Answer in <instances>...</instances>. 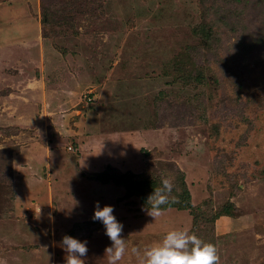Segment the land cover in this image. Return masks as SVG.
I'll use <instances>...</instances> for the list:
<instances>
[{"label":"rangeland","instance_id":"374dc122","mask_svg":"<svg viewBox=\"0 0 264 264\" xmlns=\"http://www.w3.org/2000/svg\"><path fill=\"white\" fill-rule=\"evenodd\" d=\"M18 4L0 5V264H64L65 234L87 240L84 264H108L96 201L123 224L117 264L172 229L218 264H264V0ZM162 178L192 210H142L130 190L146 200Z\"/></svg>","mask_w":264,"mask_h":264},{"label":"clouds","instance_id":"9594fccd","mask_svg":"<svg viewBox=\"0 0 264 264\" xmlns=\"http://www.w3.org/2000/svg\"><path fill=\"white\" fill-rule=\"evenodd\" d=\"M173 183L168 178H162L159 187L147 196L142 210L155 219L159 217L162 205L169 203L173 190ZM114 206L100 202L94 204L93 221H99L104 227V234L111 244L104 252L107 254L108 264H117L128 249V241L121 235L122 222L113 213ZM87 240H80L65 234L61 237L59 246L65 252L64 264H84V257L88 253ZM131 252L138 258V264H218L216 246L202 241L194 233L187 230L172 229L167 231L157 242L145 246L143 249L132 247Z\"/></svg>","mask_w":264,"mask_h":264},{"label":"crops","instance_id":"0c3cea01","mask_svg":"<svg viewBox=\"0 0 264 264\" xmlns=\"http://www.w3.org/2000/svg\"><path fill=\"white\" fill-rule=\"evenodd\" d=\"M13 1H15V0H13ZM21 1L22 0H19V1H16V2H12L11 0H9V1H4V2H7V5H5V3H0V5L8 8V9L11 8V10H14V13H15V12H17V11H19V10L22 9L21 4L20 5L18 4V3H21ZM12 3H15V4H13V6H12ZM20 25H23V24L21 23ZM85 160H87V159H85ZM87 161H88V163L90 162L89 164H92V165H88L87 163L86 164L83 163L84 167H88V166L89 167H93V166H95V164H94L95 161H94V158L93 157L91 159H88ZM55 185H56V182H55L54 179L51 178V174H50L49 175V178H44L41 181V183L38 184L39 189L37 190V195L40 197V199L41 198H43V199H50L51 196H52V194H53L54 186ZM30 187L31 186H25V187H23V188L20 189V191H19V200L20 201L23 202V198L21 196L22 195H26L27 194V191L30 189ZM30 199L31 198H28L27 201H29ZM228 218H229V216H223L222 219L220 220V222L223 223V222L229 221Z\"/></svg>","mask_w":264,"mask_h":264},{"label":"trees","instance_id":"16d2710c","mask_svg":"<svg viewBox=\"0 0 264 264\" xmlns=\"http://www.w3.org/2000/svg\"><path fill=\"white\" fill-rule=\"evenodd\" d=\"M244 7H246V5ZM228 11L229 10L225 11L224 8H220V11L219 12L225 13V16H230ZM201 30L203 31V27H201ZM210 30H208V32ZM109 167H111V166H109ZM109 170H111V168L108 169V171ZM108 171L103 172V173H99V174L95 173V175H93V178L95 180L101 182V183H108L111 180H115L116 179V174L112 173L111 171H110V173H107ZM138 189L139 188L134 184V187H133V189L130 190V193L131 194L139 195L141 197V199H142V203L144 204L145 203V197L146 196H145L144 192H141L140 193ZM184 195H186L187 198H190V194H189V191H188L187 188H185V190H184ZM161 207L163 209H168V208H172V207H175V208H177L179 210H192L193 209V205L191 203L184 204L182 202H180V203H174V204L173 203H170V204H167V205H162Z\"/></svg>","mask_w":264,"mask_h":264},{"label":"built area","instance_id":"2783aa9c","mask_svg":"<svg viewBox=\"0 0 264 264\" xmlns=\"http://www.w3.org/2000/svg\"><path fill=\"white\" fill-rule=\"evenodd\" d=\"M91 100V99H90Z\"/></svg>","mask_w":264,"mask_h":264}]
</instances>
